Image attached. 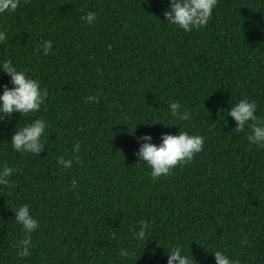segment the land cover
I'll list each match as a JSON object with an SVG mask.
<instances>
[{"label":"trees","instance_id":"16d2710c","mask_svg":"<svg viewBox=\"0 0 264 264\" xmlns=\"http://www.w3.org/2000/svg\"><path fill=\"white\" fill-rule=\"evenodd\" d=\"M168 8L169 0H19L0 14V60L48 92L39 111L0 119V167L16 170L0 185V264H167L173 244L194 264H216L214 250L264 264V147L227 115L244 98L264 120V0H217L190 32L166 21ZM89 11L91 25L81 19ZM44 40L53 42L47 56L36 51ZM5 86L11 77L0 71V94ZM172 101L190 119L175 120ZM34 119L48 124L44 149L14 151L17 127ZM180 131L201 135L202 150L153 180L140 147ZM22 204L39 225L24 257L14 211ZM140 221L149 224L144 240L133 235Z\"/></svg>","mask_w":264,"mask_h":264},{"label":"clouds","instance_id":"9594fccd","mask_svg":"<svg viewBox=\"0 0 264 264\" xmlns=\"http://www.w3.org/2000/svg\"><path fill=\"white\" fill-rule=\"evenodd\" d=\"M19 0H0V14L11 13L18 7ZM217 4V0H169V8L164 12L166 21L185 32H190L205 26L211 18L212 11ZM87 24L91 25L96 19V13L89 11L81 17ZM5 35L0 32V41ZM52 41L44 40L36 49L42 55L47 56L52 48ZM42 49V52H41ZM0 71L11 77L12 87H4L0 94V119L9 116L14 112H19L23 116L35 113L40 110L45 103L48 92L46 88L40 86V82L31 78L25 71L17 70V67L10 59L0 60ZM88 101L96 100V97L88 96ZM172 116L177 121L190 119V113L184 109L179 102L169 103ZM257 104L255 101L241 98L227 115L237 122V131H242L248 127L247 140L251 145L264 147V120L256 115ZM48 127L44 119H34L17 127L11 140V148L17 152L30 154L39 153L45 147L44 137ZM142 139L150 141L151 136H144ZM203 137L201 135L189 134L180 131L178 134H164L159 144L143 143L137 153L139 159L150 169V176L153 180L162 174H171L172 169L179 163H186L193 159L203 147ZM80 150L79 144L74 145V151ZM72 159H65L63 156L57 159V163H62L64 169L72 166ZM15 168L9 166L0 167V185L8 187L12 184L11 175ZM75 184V181H73ZM15 220L22 226L25 239L18 243V255L21 257L29 255L30 235L38 228V221L31 215L28 204H22L14 208ZM149 224L147 221H140L138 230L133 231L134 238L144 240L148 235ZM167 264H194L192 254L185 252L180 244H173L167 249ZM121 256L128 255L125 249L120 250ZM216 264H238L231 260L220 250H214Z\"/></svg>","mask_w":264,"mask_h":264}]
</instances>
